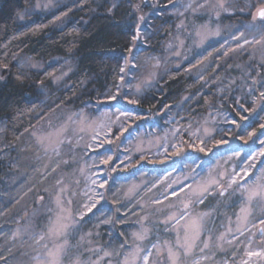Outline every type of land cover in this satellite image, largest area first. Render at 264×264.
<instances>
[{"label":"trees","instance_id":"16d2710c","mask_svg":"<svg viewBox=\"0 0 264 264\" xmlns=\"http://www.w3.org/2000/svg\"><path fill=\"white\" fill-rule=\"evenodd\" d=\"M33 1L0 0V264H49L48 228L56 206L66 205L77 194L82 163L79 154L70 153L69 145L58 154L50 153L40 135L59 125L57 116L65 118L89 105L102 108L108 101L130 117L126 124L130 134L123 137L128 144L116 133L108 145L100 146L103 160L95 168L102 175L103 198L57 242L68 245L63 261L86 264L89 253L77 249L88 247L87 241L100 252L116 251L142 224L151 229L146 248L169 237L163 236L162 228L184 210L199 219L203 230L193 256L204 251L209 256L206 264L231 259L236 245L221 250L218 234L239 210L243 194L235 189L224 195L216 192L201 203L178 195L159 205L152 200L159 188L152 184L169 165L182 163L184 150L151 159L149 154L162 140L159 134L151 145L145 138L139 148L132 144L142 131L161 128L174 113L186 126L191 121L202 123L217 105L238 129L263 124L257 117L264 109V42L254 40L240 48L228 43L232 33L246 28H255L258 36L264 33V20L253 19L264 8V0H226L223 9L198 15L193 23L223 28L220 37L201 48L186 39L172 66L153 74L149 82L124 80L130 69L125 59L138 50L140 56L164 54L163 46L178 32V20L165 12L178 0H60L54 11L28 15L19 23L20 14ZM64 15L66 23L55 27L56 19ZM25 58L46 67L28 72L18 63ZM64 59L71 61L72 69L57 84L54 62ZM124 86L131 90L125 93ZM245 89L248 97L238 103L236 94ZM44 94L49 99L43 105ZM133 99L139 103H129ZM137 182L143 185L128 196L126 188ZM74 205L69 204L73 210ZM154 256L151 263L171 264L158 251Z\"/></svg>","mask_w":264,"mask_h":264},{"label":"rangeland","instance_id":"374dc122","mask_svg":"<svg viewBox=\"0 0 264 264\" xmlns=\"http://www.w3.org/2000/svg\"><path fill=\"white\" fill-rule=\"evenodd\" d=\"M224 1L226 0H178L165 12L178 20V32L173 37V41L163 46L165 52L161 57L140 56L139 50L134 52L136 54L127 57L125 62L130 69L124 74V80L141 78L149 82L153 74L172 66L176 58L181 55L186 39L191 40L192 46L201 48L209 44L212 39L219 38L223 28L210 26L209 23L195 25L193 20L208 10L223 9L226 6ZM60 2V0H34L32 5L20 14L18 22L24 23L26 17L34 13L54 11L60 6ZM66 21L67 15H64L56 19L54 25L62 27ZM185 33L188 35H184ZM262 34L256 35L253 27L239 30L229 36L228 44L240 48L254 40L264 42V33ZM142 41L141 39L140 45ZM18 63L28 72L30 69L43 70L46 67V64L26 58L19 59ZM54 64L58 67L56 81L60 84L72 69L71 61L64 59L55 61ZM128 86L122 87L126 90L125 93L131 90ZM262 92L264 88L261 89ZM125 93L119 94V97H123ZM248 94V90H240L236 94L237 102L243 101ZM48 99L49 94H44L42 104ZM104 104L102 108L97 109L95 107L93 109L92 105L86 106L78 113L65 115V118L61 117V119L59 118L63 115H59L57 116L59 125L40 135L41 144L48 148L50 153L58 154L63 147L69 145L72 151L70 153L79 154L78 158L82 163L77 194L73 193L66 205L56 206L57 214L48 228L46 241L49 246L47 254L49 264L52 260L49 253L55 252L58 247L62 248L59 264H66L63 256L68 245L64 244L65 242L57 245V242L62 241L60 239H63L81 218L94 210L103 198L102 175L95 168V164L103 160L102 153H98L100 146L108 145L116 133L123 135L122 141L128 144L127 139L123 137L130 134L126 127L129 115L112 105V101ZM181 120L182 117L174 113L169 116L164 126L145 129V132L142 131L139 138L134 140L135 144L130 143L139 148L142 141L147 139L146 144L151 145L153 136L159 134L162 140L160 144H156L158 148L149 154L151 159L160 160L169 154L174 155L179 150H184L179 161L182 163L178 166L169 165L166 172L157 177L152 184V188H159L158 195L152 200L163 205L169 201V198L186 195L201 203L207 195L216 192L224 195L231 189H235V192L237 190L243 194L241 206L234 218H228L225 226L221 227L219 236L217 235L222 240L221 250L236 245V251L231 259L218 261L215 264H264V223H262L264 221V109L258 114L257 120L263 124H259L260 127L257 129H238L221 105L212 107L202 123L191 121L186 126H181ZM201 148L204 151H200ZM63 150L66 151V148ZM125 156L129 158L127 154L123 155ZM198 158L203 160L198 161ZM142 185V182L133 183L126 188V194L132 196ZM253 192L261 194L250 199ZM70 203L75 204L74 210L69 206ZM192 216L193 214L188 210L172 216L169 225L162 228L163 236L169 235V237L158 239L146 248L144 243L148 240L151 229L149 225L142 224L134 228L132 238L127 245H122L116 251L104 249L100 252V248L95 245L90 246L89 241H87L88 247L83 245L77 250L80 252L82 249V252L89 253L85 260L86 264H156L151 263L155 258V251L167 257L171 264H206L209 256L204 255V251L193 256V248L200 241L203 230L199 219L191 218ZM141 222L145 220L142 219ZM180 223L185 225L180 227ZM53 228L60 234H52L50 229ZM87 237L88 234L85 238ZM78 251L76 252L79 253ZM114 258H117V261H114Z\"/></svg>","mask_w":264,"mask_h":264},{"label":"snow or ice","instance_id":"6c2138e0","mask_svg":"<svg viewBox=\"0 0 264 264\" xmlns=\"http://www.w3.org/2000/svg\"><path fill=\"white\" fill-rule=\"evenodd\" d=\"M257 17H259L261 20H264V8H260V9H258L257 14H256L255 16H253V19L255 20V19H257ZM257 42H259V41H257ZM246 43H247V41H246ZM261 96H264V92L261 93ZM112 99H115V97L113 96ZM129 103H133V104H135V103H139V101L133 99V100H129ZM205 131H206V133H207V130H205ZM221 142H222V141H221ZM173 147H177V145H173ZM200 151H204V149L201 148ZM260 194H261V193L253 192V193L251 194V196H250V199H251V197H253V196H257V195H260ZM90 210H91V209H89V211H90ZM262 223H264V221H262ZM50 232H51L52 234H55V235H59V234H60L59 231L56 230L55 228L50 229ZM43 238H44L43 236L39 237L40 240H42ZM205 246H207V245H205ZM61 254H62V248H60V247H58V248L55 250V252H50L49 255L52 256V260L50 261V264H59V258H60V255H61ZM170 255H171V254H170ZM145 259H146V258H145Z\"/></svg>","mask_w":264,"mask_h":264}]
</instances>
